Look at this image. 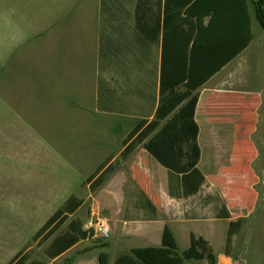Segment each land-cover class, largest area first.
Here are the masks:
<instances>
[{"label": "crops", "instance_id": "1", "mask_svg": "<svg viewBox=\"0 0 264 264\" xmlns=\"http://www.w3.org/2000/svg\"><path fill=\"white\" fill-rule=\"evenodd\" d=\"M47 7L55 11L41 13L40 75L27 73L25 60L23 73L0 76V98L8 99L10 108L15 107L25 117L32 113L35 89L41 96L40 112L52 114L57 129L79 127L83 111L108 120V136L120 131L118 141L105 144L100 161L90 173L108 159L110 171L95 190L100 188L108 198L103 208L108 210L104 216L111 229L110 241L104 240L108 241L105 246L98 247L85 244L89 242L87 237L50 258L45 253L50 239L42 241V236L34 239V235L57 208L32 228V217L27 213L9 209L10 217H1L2 208L8 210L10 205L0 203V264H12L22 257L21 264H101L102 252L107 254L105 264H114L119 255L129 254L134 247L161 246L165 225L177 245L178 235L187 239L188 246L190 234L209 242L208 237L217 231L214 224L203 233L184 223L227 220L228 226L230 219L218 217L219 212L190 215L188 209L202 210L205 205L186 204L185 200L199 194L209 182L204 165L203 170L199 168L204 152L228 154L231 149L218 145L211 149L209 143L216 141H198L199 116L205 121L215 108L239 107L242 83L255 81L252 47L258 35L264 34V0H192L180 14L189 22L180 26L176 10L170 3L166 9L165 0H54V5ZM193 21L195 33L186 44ZM185 51L186 78L177 88L178 58L183 63ZM263 55V50L258 51V58ZM257 72L264 82V71ZM172 87L198 93L194 114L199 126L197 167L205 180L199 191L188 197L179 195L177 189L170 191L175 174L172 179L168 168L144 148L146 141H133L137 134L129 138L141 121L148 123L154 118L162 94L166 98ZM255 99L259 108L262 100ZM216 160L222 158L213 157ZM11 174L20 175L24 181L10 182L0 194L27 190L31 194L29 175L12 171L0 177L9 178ZM172 224H176V230ZM87 247L92 248L80 253ZM217 264H232V258L223 252Z\"/></svg>", "mask_w": 264, "mask_h": 264}, {"label": "rangeland", "instance_id": "2", "mask_svg": "<svg viewBox=\"0 0 264 264\" xmlns=\"http://www.w3.org/2000/svg\"><path fill=\"white\" fill-rule=\"evenodd\" d=\"M47 5L53 6L54 0H0V76L23 73L25 60L26 72L40 75L41 13L47 9L55 11ZM255 41L252 49L256 61L251 62L255 81L242 83L240 106L215 108L205 121L204 116H199L198 141H216L209 143L211 149L218 145L231 151L218 155L204 152L199 168L203 170L204 165L209 182L199 194L185 200L186 204L205 205L202 210H187L195 217L196 213L211 216L225 206L230 220L241 219L238 232L226 251L227 220L212 223L209 219H195L184 223L192 230L202 229L203 233L214 224L217 231L208 237L210 245L219 258L227 252L232 264H264V82L260 73L256 74L258 69L264 71V55L257 57L258 51H264V34L258 35ZM255 98L262 100L259 108ZM11 106L8 99L0 98V176L21 171L29 175L27 181L31 179L32 185L31 194L28 190L27 193L0 194V203L10 205L8 210L2 208L1 217H10L9 209L27 213V217H32V228H36L75 195L83 202L71 218L83 224L95 210L106 220L104 215L108 210L103 208V203L107 205L108 198L100 188L91 190L85 181L100 161L105 144L118 141L120 131H112L108 136V120L83 111L79 127L57 129L55 117L40 112L41 96L35 89L31 95V114L24 117ZM216 156L222 160L213 161ZM12 181L20 182L24 178L13 174L9 178L0 177V189H7ZM172 226L176 228V224ZM88 238L85 244L94 246L110 241L91 234ZM178 247L181 251L188 247L187 239L183 240L180 235ZM184 264L208 263L204 259H189Z\"/></svg>", "mask_w": 264, "mask_h": 264}, {"label": "trees", "instance_id": "3", "mask_svg": "<svg viewBox=\"0 0 264 264\" xmlns=\"http://www.w3.org/2000/svg\"><path fill=\"white\" fill-rule=\"evenodd\" d=\"M191 1L165 0L166 9L170 3L171 9L176 10L175 16L178 19V26L189 22L188 18L182 17L180 14L181 10ZM177 33L179 37V32ZM194 33L195 23L193 21L191 31L186 33V44ZM182 58L183 63L178 58L177 79L175 80L177 88L186 78V51ZM197 100L198 93L191 90L179 91L172 87L166 98L162 94L154 118L148 123L141 121L129 136L130 138L133 134H137L133 141H146L144 148L168 168L171 178L173 173L175 174V179L170 183V191L177 189L179 195L184 197L196 194L205 180L197 167L200 158V148L197 143L199 126L194 118ZM170 113L172 114L169 116ZM109 171L107 159L100 163L95 171L87 177L85 184H88L91 190H95L104 182ZM82 202V199L71 195L34 235V239L40 236H42V241L50 239L49 245L45 249V253L50 258L61 254L76 242L84 240L90 235L82 230L80 220L70 217L81 206ZM218 217L229 218L225 206L221 207ZM240 224L241 219L229 220L225 251L230 246L233 236L238 232ZM104 246L105 244H102L98 247ZM91 248L87 247L80 253L87 252ZM224 253L228 255L227 252ZM106 258V253H100L101 264H105ZM24 259L25 257H22L12 264H21ZM189 259H204L208 264H217V257L204 237L190 234L189 246L181 251L174 234L165 225L162 231L161 246L134 247L130 249L129 254L119 255L114 264H184L185 260Z\"/></svg>", "mask_w": 264, "mask_h": 264}, {"label": "built area", "instance_id": "4", "mask_svg": "<svg viewBox=\"0 0 264 264\" xmlns=\"http://www.w3.org/2000/svg\"><path fill=\"white\" fill-rule=\"evenodd\" d=\"M82 230L101 240H107L111 233L109 223L95 210H92L89 217L83 222Z\"/></svg>", "mask_w": 264, "mask_h": 264}]
</instances>
